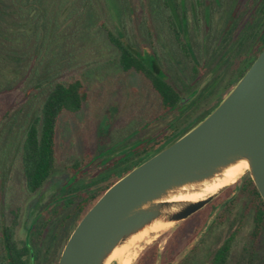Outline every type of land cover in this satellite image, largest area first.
<instances>
[{"label": "rangeland", "instance_id": "1", "mask_svg": "<svg viewBox=\"0 0 264 264\" xmlns=\"http://www.w3.org/2000/svg\"><path fill=\"white\" fill-rule=\"evenodd\" d=\"M48 2L59 7L57 22H61L69 7L63 0ZM156 2L76 0L84 11L72 25L57 31L56 46L42 48L39 39L31 38V43L22 47V54L27 57H35L40 50L38 56L43 57V65L37 77L47 81L28 96V102H32L28 105L26 99L16 105L23 97H5L4 103L12 107V114L0 129L4 133L0 138V156L5 154L7 144L15 148L23 136V118L18 117L16 122L12 118L18 106L26 111L33 105L36 110L39 102L34 96L41 100L49 81L80 77L88 98L77 113L61 115L56 129L55 168L36 192H24L19 162L14 160V152L8 157L9 165L15 164V168L7 177L8 182L0 181V216L5 217L6 224L11 218L16 221L14 239L18 245L31 236L35 217H40V221L53 220L55 225L71 212L67 199L111 183L123 174L124 168L151 156L167 134L199 122L228 92L227 80L234 76L236 80L243 68L236 62L239 40L233 41V34L240 16L246 13L244 2L240 11L235 8L237 0H165L166 11L157 7ZM167 16L168 26L164 21ZM100 22L137 50L135 53L149 70L153 71L156 63V75L171 84L183 103L162 113L158 95L148 82L134 71H121L117 52ZM176 37L182 48L176 44ZM166 144L159 145L156 152ZM239 185L240 181L234 184L233 200ZM230 186L216 199L232 195ZM248 205L249 201L244 200L235 204L237 214L246 217V221L253 217ZM142 245L141 241L133 244L129 254L138 253Z\"/></svg>", "mask_w": 264, "mask_h": 264}, {"label": "water", "instance_id": "2", "mask_svg": "<svg viewBox=\"0 0 264 264\" xmlns=\"http://www.w3.org/2000/svg\"><path fill=\"white\" fill-rule=\"evenodd\" d=\"M241 166L238 179L247 172L264 201V48L199 122L105 189L68 236L57 264H119L115 254L204 207Z\"/></svg>", "mask_w": 264, "mask_h": 264}, {"label": "trees", "instance_id": "3", "mask_svg": "<svg viewBox=\"0 0 264 264\" xmlns=\"http://www.w3.org/2000/svg\"><path fill=\"white\" fill-rule=\"evenodd\" d=\"M156 1L157 7L166 11L165 0ZM255 3V52L247 63L241 62L243 68L236 80L234 78L227 80L226 91L230 90L261 49L264 48V29L261 30V27L264 28V0H255ZM63 4H67L69 9L59 24L57 22L60 20L59 7H56L55 3H49L48 0H0V129L4 124L3 122L8 119V115L12 114V107L10 108L8 103H4L5 97L7 95L9 98L11 96L23 97V101L17 102L16 105L22 104L25 99L28 105L32 103L30 99L28 102V96L44 87V83L47 81L37 77L38 71L43 65V57L38 56L40 50H36L35 57L30 55L27 57L22 54V47L31 43V40L38 39L42 42L40 45L42 48L56 46L57 31L60 32L64 26L72 25L76 21L77 15L84 11L83 6L79 5L78 7L76 5V0H63ZM168 18L169 16L164 19L167 26ZM100 24L108 41L118 51L117 64L120 69L124 72L133 70L147 78L152 88L156 90L162 113L177 107L179 95L171 84L161 77L155 76L153 71L146 67L137 53L130 50V46L124 43L121 37H116L105 23L100 22ZM175 40L176 44L182 48L180 39L176 37ZM41 97L42 99L39 100V97L34 96L35 101L39 102L36 110L32 108L33 105L26 111L18 106V111L12 118L15 122L18 117L23 118V136L17 143V147L15 145L14 148V146L7 144L5 154L0 156V181L8 182L7 177L10 178L12 175L15 164L14 167H12L13 165L10 166L8 157L11 152H14V160L17 158L19 162L22 187L26 194L36 192L53 172L56 155V129L59 119L64 113L80 111L87 102L88 93L83 80L80 77H74L66 80L54 79L49 81ZM12 127L13 124L10 130ZM3 135L4 133L0 131V138ZM7 136L6 134L5 138ZM82 160L84 161L85 158ZM72 167L73 165H71V171L74 170ZM130 169L132 168H127L123 175ZM121 176L118 175L111 183L87 191L75 199H67V203L72 205V209L63 218L66 236L105 189ZM237 181H240V185L234 201H249L248 209L252 211L253 219L257 224L260 218L264 219V201L261 200L247 172ZM15 226L16 221L14 220L13 223L1 230L2 240L10 249L5 258H9L11 264H28L27 247L25 245L18 246L14 240Z\"/></svg>", "mask_w": 264, "mask_h": 264}, {"label": "flooded vegetation", "instance_id": "4", "mask_svg": "<svg viewBox=\"0 0 264 264\" xmlns=\"http://www.w3.org/2000/svg\"><path fill=\"white\" fill-rule=\"evenodd\" d=\"M242 2L245 3L247 10L240 16V22L233 34V41L239 40L236 51L239 55L236 62L247 63L254 54L256 46L254 36L256 3L255 0H237L235 8L238 7L239 11L243 9ZM262 29L264 28L261 27ZM111 47L118 55L115 46L111 45ZM130 50L137 52L134 48H130ZM121 71L124 72L122 69ZM134 74L141 75L156 96V90L152 88L147 78L135 71ZM153 74L156 76V63H153ZM191 127L185 130L175 129L167 134L163 140L156 144L151 156L145 160L169 146ZM165 143L167 144L156 152L157 147ZM140 163L137 162L124 170L133 168ZM234 184L230 186L232 195L229 194L226 199L215 198L169 231L150 234L142 240L143 245L139 247L138 253H132L135 256L131 264H264V221H262L264 219L260 218L259 223L256 224L253 217L250 221H246V217L237 214L235 209L237 201L233 200L236 192ZM217 207L219 210L203 230ZM39 218L37 216L33 220L29 239H26L21 245L15 242L18 246L25 245L27 247L28 264H57L63 246L76 225L66 236L63 218L58 220L55 225L53 220L40 221ZM5 220V217L0 216V264H11V260L5 258L10 249L2 240L1 230L13 223L14 219H9L8 224ZM245 229L246 231L243 232ZM220 233H223L221 238ZM44 234L45 236H43ZM237 246L238 248H236Z\"/></svg>", "mask_w": 264, "mask_h": 264}, {"label": "bare ground", "instance_id": "5", "mask_svg": "<svg viewBox=\"0 0 264 264\" xmlns=\"http://www.w3.org/2000/svg\"><path fill=\"white\" fill-rule=\"evenodd\" d=\"M245 166H241L237 168L235 171L231 172L227 179L225 180V184L232 185L236 183L239 176L244 172ZM164 228L153 230L152 232L144 233L142 236H140L139 239H137V242H140L144 239H146L150 234H156L160 231H163ZM130 249V248H129ZM129 249H126L124 251H121L118 254H115L112 259H117L119 261V264H131L132 260L134 259V254H129Z\"/></svg>", "mask_w": 264, "mask_h": 264}]
</instances>
